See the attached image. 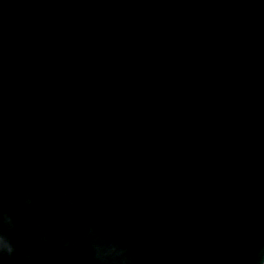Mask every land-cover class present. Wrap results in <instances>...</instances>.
Wrapping results in <instances>:
<instances>
[{
    "label": "water",
    "instance_id": "water-1",
    "mask_svg": "<svg viewBox=\"0 0 264 264\" xmlns=\"http://www.w3.org/2000/svg\"><path fill=\"white\" fill-rule=\"evenodd\" d=\"M0 208L32 264H92L82 226L135 264H249L264 241V3L0 0Z\"/></svg>",
    "mask_w": 264,
    "mask_h": 264
},
{
    "label": "clouds",
    "instance_id": "clouds-1",
    "mask_svg": "<svg viewBox=\"0 0 264 264\" xmlns=\"http://www.w3.org/2000/svg\"><path fill=\"white\" fill-rule=\"evenodd\" d=\"M260 2L264 3V0H260ZM21 187L24 189V205H31L34 199L32 191L23 184ZM57 193L65 198L67 205L74 212L79 211L72 195L63 185L58 186ZM15 229L14 218L3 208H0V264H4L5 258H8L11 264H32V256L30 254H17L16 245L9 235ZM36 230L39 234L40 242L45 245L48 244L49 234L47 229L42 225H37ZM82 231L91 250L92 264H135L128 248L123 246L113 234L99 235L90 226H82ZM62 243L65 248L75 244L73 240L63 238ZM249 264H264V241L257 245Z\"/></svg>",
    "mask_w": 264,
    "mask_h": 264
}]
</instances>
